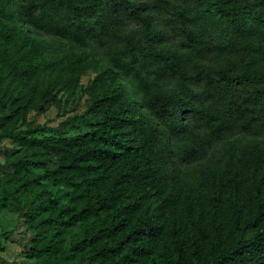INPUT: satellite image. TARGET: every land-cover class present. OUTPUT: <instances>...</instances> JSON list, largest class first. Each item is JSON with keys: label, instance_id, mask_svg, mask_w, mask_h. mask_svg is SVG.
I'll list each match as a JSON object with an SVG mask.
<instances>
[{"label": "trees", "instance_id": "1", "mask_svg": "<svg viewBox=\"0 0 264 264\" xmlns=\"http://www.w3.org/2000/svg\"><path fill=\"white\" fill-rule=\"evenodd\" d=\"M193 14L240 29L264 24V0H0L2 125L96 72L90 106L68 121L86 129L43 146L15 135L36 156L55 157L49 169L42 160L44 175L69 188L68 203L47 199L48 214L34 204L42 222L51 216L79 229L71 242L48 243L64 264H264V138L185 173L203 155L202 129L215 136L264 127V43L249 32L233 42L236 60L203 63ZM114 17L141 30L119 32ZM43 22L67 43L53 50L35 34ZM114 40L106 58L89 49ZM176 40V50L160 48ZM152 69L173 76L175 87L150 80ZM28 161L13 160L17 173Z\"/></svg>", "mask_w": 264, "mask_h": 264}, {"label": "rangeland", "instance_id": "2", "mask_svg": "<svg viewBox=\"0 0 264 264\" xmlns=\"http://www.w3.org/2000/svg\"><path fill=\"white\" fill-rule=\"evenodd\" d=\"M114 19L119 32L141 30V23L136 20H119L116 17ZM189 23L202 34L204 53L199 59L203 63L236 60L239 54L233 47V42L246 38L249 32L258 35L264 43V24L255 19L248 27L240 29L225 28L213 15L193 14ZM34 31L36 35L48 40L54 47L53 50L59 42L67 43L66 37L46 22ZM176 37L179 40V36ZM177 40L162 43L160 48L176 50ZM91 44L89 49L101 58L107 57L110 48L119 46L117 40L108 44L93 41ZM219 47H223V50L220 51ZM55 52L50 54L52 58ZM155 62V58L150 59V63ZM153 67L155 66L152 65ZM150 72L149 79L152 81L158 79L163 88L175 87L176 79L170 74L162 77L156 76L154 69ZM95 74V71L89 70L70 88L57 89L53 99L46 103L43 110H30L25 116L12 119L6 125L0 122V264H64L62 251L47 249L48 243L53 237L64 243L71 242L77 238L79 229L66 228L51 216L47 222H42L36 217L34 204L43 203L44 212L48 214L52 208L48 206L47 199L51 197L59 204L68 203L69 188L54 185L44 175L46 167L42 165V160L47 162L49 169L56 165L55 157L47 154L36 156L32 147L15 135L42 140L43 146L49 138L62 134L73 135L86 129L87 126L83 124L80 129H76L68 121L74 116L84 114L90 106L91 95L86 87ZM3 115L4 110L0 108V121ZM201 133L198 143L203 148V155L186 165L185 173L188 177H194L201 165L223 157L232 145L264 138V127H254L250 131L227 130L224 135L215 136L209 134L207 129H202ZM20 158L29 160V169H22L17 173L13 160ZM33 176H37L38 180H31Z\"/></svg>", "mask_w": 264, "mask_h": 264}]
</instances>
